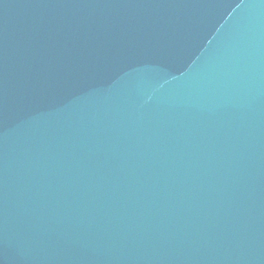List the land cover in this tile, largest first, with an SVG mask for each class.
<instances>
[{
    "label": "water",
    "instance_id": "obj_1",
    "mask_svg": "<svg viewBox=\"0 0 264 264\" xmlns=\"http://www.w3.org/2000/svg\"><path fill=\"white\" fill-rule=\"evenodd\" d=\"M0 264H264V0H0Z\"/></svg>",
    "mask_w": 264,
    "mask_h": 264
}]
</instances>
